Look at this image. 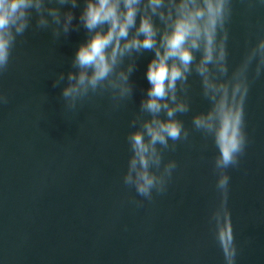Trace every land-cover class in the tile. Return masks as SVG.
I'll return each instance as SVG.
<instances>
[{
    "label": "water",
    "instance_id": "obj_1",
    "mask_svg": "<svg viewBox=\"0 0 264 264\" xmlns=\"http://www.w3.org/2000/svg\"><path fill=\"white\" fill-rule=\"evenodd\" d=\"M84 3L78 0L73 9L74 25ZM230 5L223 79L264 38V0H230ZM36 19L33 13L0 73V96L7 98L0 101V264H227L217 237L224 223L218 148L193 124L197 113L211 107L201 77L193 69L186 92L178 88L189 104L187 112L177 113L188 136L161 148V170L169 161L175 167L163 191L153 189L151 198L144 197L124 175L131 155L127 137L139 127L133 119L148 118L140 101L154 53L124 58L125 69L135 61L130 95L121 98L104 86L73 108L62 89L89 33L80 25L57 37ZM153 19L163 28L158 16ZM256 63L247 72L245 149L226 169L234 264H264V70L257 75ZM60 73L65 79L54 86Z\"/></svg>",
    "mask_w": 264,
    "mask_h": 264
},
{
    "label": "clouds",
    "instance_id": "obj_2",
    "mask_svg": "<svg viewBox=\"0 0 264 264\" xmlns=\"http://www.w3.org/2000/svg\"><path fill=\"white\" fill-rule=\"evenodd\" d=\"M65 5L70 7L62 11ZM77 7L78 0H0V73L7 70L16 38L28 29L33 13L37 26H51L54 36L58 37L61 31L69 34L80 25L89 33L75 52V70L68 71L62 89V97L73 108L90 90L104 86L118 91L121 98L130 95L129 76L135 61L126 69L121 67L122 62L134 52L152 51L154 55L146 69L149 87L140 101V111L147 113L148 118L137 115L133 119L139 127L127 137L131 155L124 175L126 184L151 198L153 189L163 191L175 167V162L169 161L161 170V148H169V140L175 142L188 136L177 113L187 112L189 104L178 95V88L186 92L188 76L194 69L201 77L211 107L197 113L193 124L210 134L218 148L215 168L219 173L217 187L222 194L224 223L217 228V237L227 264H234L236 246L227 207L226 169L238 163L245 149L247 72L254 59L256 74L264 70V38L248 52L231 77L223 79L228 73L225 25L231 13L230 0H85L79 23L74 25L73 9ZM154 16L163 22V28L154 22ZM64 79V73H60L54 86ZM6 99L0 96V101Z\"/></svg>",
    "mask_w": 264,
    "mask_h": 264
}]
</instances>
